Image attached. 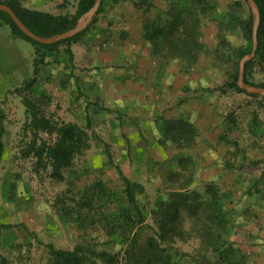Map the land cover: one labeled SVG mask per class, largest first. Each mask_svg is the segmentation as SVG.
Here are the masks:
<instances>
[{
  "label": "rangeland",
  "instance_id": "rangeland-1",
  "mask_svg": "<svg viewBox=\"0 0 264 264\" xmlns=\"http://www.w3.org/2000/svg\"><path fill=\"white\" fill-rule=\"evenodd\" d=\"M74 3L29 4L60 14ZM250 11L243 0H104L90 31L70 44L72 60L67 44L33 46L30 60L31 44L10 49L0 29L7 264H52L46 243L142 258L149 238L155 264H264V96L228 85ZM248 79L264 82V67L254 62ZM24 97L52 122L86 127L89 146L63 180L27 154ZM187 105L199 109L190 127L180 123L193 115ZM166 211L173 220L164 219L161 238ZM125 213L134 227L121 240L110 229L125 225Z\"/></svg>",
  "mask_w": 264,
  "mask_h": 264
},
{
  "label": "trees",
  "instance_id": "trees-1",
  "mask_svg": "<svg viewBox=\"0 0 264 264\" xmlns=\"http://www.w3.org/2000/svg\"><path fill=\"white\" fill-rule=\"evenodd\" d=\"M245 2V0H243ZM259 9V23L257 27V39L258 46L255 56L245 63L243 79L246 83L264 87V82H253L248 79V74L251 70L252 64L258 62L264 67V0H254ZM0 3L8 5L13 9L18 18L35 34L48 37L57 33L65 32L73 28L78 18L89 10L94 4V0H75L74 11L60 14H53L48 11H42L38 9H32L24 6L20 0H0ZM104 0L100 1L95 14L100 13L103 10ZM254 16L250 11L245 19L239 22L241 32L246 40L245 45H242L236 50V58L239 60L244 55L250 53L252 49V27ZM93 21V20H92ZM92 21L82 29L79 33L72 37L63 38L50 44L39 43L24 32H22L14 23L11 16L0 10V23L7 25L10 30V34L13 37L24 39L31 45L44 50L57 49L61 44H67V52L70 54L72 60V52L70 50V44L79 40L83 35L88 33L91 29ZM238 66L234 68L231 74V80L228 85L235 88L238 91L245 92L237 85ZM15 91H20L19 87ZM246 93V92H245ZM248 94V93H247ZM254 97H258L256 94H249ZM25 105V112L27 116V128L32 137L28 143L27 154H32L35 158V162L38 166L44 167L50 170V176L57 180H63L64 171L69 168L74 159L80 155L84 149L88 148V133L86 127H83L75 122H52L49 118L41 116L38 112L35 104L27 97L23 98ZM108 111L111 109L107 108ZM181 124L190 127V123L180 121ZM89 124V121H88ZM173 125V124H172ZM40 130H45L51 135V139H41L38 135ZM4 133V127L0 122V153L2 152V136ZM124 180L125 177H123ZM127 185H129L127 181ZM172 211H176V207L172 208ZM166 215L162 218L172 221L173 218ZM124 224L114 221L111 224L110 235L117 236L121 240L128 239L134 224L130 222L127 214H123ZM166 223H163L161 227L163 233L160 234L161 238H164L166 231ZM1 226V225H0ZM3 226V225H2ZM166 236V235H165ZM135 236L131 238L134 239ZM155 238H149L148 245L142 250V258H136L133 253L134 250H126L124 258H119L117 252L109 251L106 249H95L90 246L75 245L72 249H62L55 247L52 243H46V251L51 258L52 264H151V262L157 263L156 256L157 245ZM134 256V257H133ZM142 260V261H141ZM1 264H7L6 258L0 254Z\"/></svg>",
  "mask_w": 264,
  "mask_h": 264
},
{
  "label": "water",
  "instance_id": "water-1",
  "mask_svg": "<svg viewBox=\"0 0 264 264\" xmlns=\"http://www.w3.org/2000/svg\"><path fill=\"white\" fill-rule=\"evenodd\" d=\"M101 0H94V4L92 7L87 10L84 14H82L75 26L65 32L62 33H57L48 37H42L34 32H32L16 15V13L13 11L11 7L8 5L0 3V10L7 12L16 26L24 32L27 36L32 38L33 40L39 42V43H45V44H50L55 41H58L63 38H68L72 37L73 35L79 33L82 29H84L87 24L90 22L92 16L95 14V12L98 9V6L100 4ZM247 5L250 7L251 12L253 13L254 20H253V27H252V49L250 53L244 55L240 60L238 64V77H237V85L240 89L244 90L248 94H256L260 96H264V87H257L251 84H248L244 81L243 75H244V69H245V63L249 60H251L256 53L257 46H258V39H257V27L259 23V9L257 4L255 3L254 0H245Z\"/></svg>",
  "mask_w": 264,
  "mask_h": 264
},
{
  "label": "crops",
  "instance_id": "crops-1",
  "mask_svg": "<svg viewBox=\"0 0 264 264\" xmlns=\"http://www.w3.org/2000/svg\"><path fill=\"white\" fill-rule=\"evenodd\" d=\"M21 2H22V4L24 5V6H26V7H28V8H32V9H38V10H40V8H38V7H36V6H34V5H30L29 3L30 2H34L35 0H20ZM43 11V10H42ZM6 27V30L4 29V31H5V36H6V40H7V44L9 45V47H10V49H17V45L18 44H20L19 42L20 41H18V40H21V38H16V37H13L11 34H10V30H9V27L7 26V25H4V24H0V29L1 28H5ZM10 40H13L12 42L10 41ZM21 46H23V45H21ZM32 47H31V49H29L30 51V60H31V58H32V52H33V45H31ZM14 49V50H15ZM194 106L195 105H187V107H185V110H191L190 111V113H193V115L192 116H189V114L188 115H185V116H183V120H185L184 122H188V123H197V122H199V121H197V122H195V120H196V116H195V113H197V111L199 110V109H194ZM171 116L173 115V118H176L175 116H176V106H174L173 104H171ZM204 119V118H203Z\"/></svg>",
  "mask_w": 264,
  "mask_h": 264
}]
</instances>
